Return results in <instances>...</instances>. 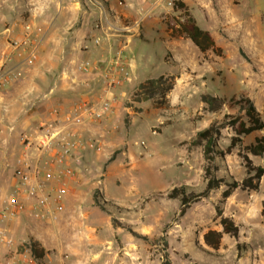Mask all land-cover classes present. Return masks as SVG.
I'll list each match as a JSON object with an SVG mask.
<instances>
[{"label":"rangeland","instance_id":"1","mask_svg":"<svg viewBox=\"0 0 264 264\" xmlns=\"http://www.w3.org/2000/svg\"><path fill=\"white\" fill-rule=\"evenodd\" d=\"M79 1L81 9L92 14L90 28L92 24L94 27L99 24V16L106 15L108 22L104 20V26L109 25L113 31L133 26L139 29L146 44L140 43L137 55L130 54L143 67L138 73L140 79L165 74L167 65L164 62L183 65L180 73L192 76L191 85L184 86L180 80L179 89L169 99L170 106L166 109H156L151 102H134L132 94L135 89L130 87L132 91L124 101L129 110L125 113L121 130L125 145L119 148L126 151L127 143L133 137L136 164L120 157L111 167L112 175L104 176L103 191L99 190L98 183L93 189V194L101 201L103 217L110 216L114 227L123 230L115 249L100 264H163L168 260L171 264H264V177L262 189L253 195L235 190L230 200L222 201V192L226 189L223 186L209 198L193 204L184 216L179 214V200L167 197L174 187L186 185L196 191L205 187L202 149L188 150V143L212 123L221 125L227 120L226 115L239 114L238 107L230 101L232 97H250L264 119V0H232L231 11L220 5L219 0L191 3L193 11L200 16V24L212 27L217 47L221 50L206 54L187 39L182 42L190 46L185 44L180 50L172 51L168 43V37H172L168 24H173V17L180 15V11L174 10L175 0H162L164 8L161 12L149 11L147 14H151V18L144 21L131 19L130 22L121 17L123 9L132 8L130 0ZM147 23L151 24L149 29L152 32L157 30L153 37L142 33ZM198 75L203 77L197 78ZM205 94L226 98L227 103L221 111L211 113L202 102ZM129 130H133L131 136ZM221 134V145H227V139L232 136L231 129L222 128ZM20 135L18 140L21 143ZM259 136H264V131L244 137L242 147ZM241 154H244L242 149L241 153L235 149L225 158L226 171L221 176L228 174L235 181L246 177V162ZM250 158L254 165L264 167V157ZM9 163L0 167V215L19 169L18 162ZM101 164L100 168H92V176L105 175L107 165L104 160ZM121 164L124 174H121ZM104 195L109 198L108 202L111 198L136 202L131 206L108 203ZM218 211L222 216L232 218L240 232L237 238L224 234L220 249L215 250L205 243L204 235L209 231H222ZM1 237L0 232V241ZM31 239L19 244L14 242L12 246L1 242L13 248L8 254L18 258Z\"/></svg>","mask_w":264,"mask_h":264},{"label":"crops","instance_id":"2","mask_svg":"<svg viewBox=\"0 0 264 264\" xmlns=\"http://www.w3.org/2000/svg\"><path fill=\"white\" fill-rule=\"evenodd\" d=\"M161 1L130 0L132 8L121 11L122 20L139 21L149 11L161 12L164 8ZM195 1L198 0H184L191 8L198 24L210 31L217 41L212 27L209 24H200V16L193 11L191 4ZM80 3L79 0H0V69L5 66L6 70L17 75L10 84L0 87V167L12 161L18 162L16 166L21 167L24 150L18 140L19 133L36 128L41 121L53 120L57 112L61 116L67 115L81 102L95 104L100 102L103 90L96 82L91 83L94 76L82 71L84 62H107L114 55L122 53L128 59L131 70V79L114 90L117 101L113 107L106 112L100 122L92 127L80 129L83 130L81 137L86 142L81 151L82 160L77 162L73 157H69L63 165L74 168L77 173L69 181L70 193L59 197L56 193L58 181L46 180L44 173L39 176V181L44 184L47 192L52 193V207L59 209L58 220L45 222L38 220L33 210L34 202L24 196H21L20 200L25 204V208L17 216L4 220L0 215V232L5 233L8 239L19 244L21 241L26 242L33 238L45 249V256L38 259L37 264H100L104 258H107L108 253L115 249L116 240L123 235V230L115 228L107 214V218L103 217L101 207L93 194L98 175L92 176L91 171L93 167L100 168L104 160V165H107L104 176L109 177L112 175L111 167L120 157H123L124 161L128 159L136 164L134 148L136 144H133V137L127 143L126 151H120L119 148L122 144L125 145L121 130L124 126L125 113L129 110L124 105V101L137 85L153 77L149 75L145 79H140L138 73L143 67L140 61H136V57L133 58L130 54L132 52L137 55L140 43L146 44L142 41L144 37L139 35V29L133 26L131 28L133 32H125L122 29L113 31L109 25V27L104 26L103 16L98 17L100 28H95L93 24L90 28L92 14H86L88 11L82 10ZM219 3L231 11L232 0H219ZM25 21L43 31L34 34L35 42H39V53L38 60L33 64L28 62V52L22 48L10 49L8 43L23 40L26 34L23 25ZM150 25L147 23L142 33L153 37L157 34V30L155 33L152 32L149 29ZM95 38L101 39V45H95ZM168 38L172 51L180 50L185 44L190 46L189 43L182 42L184 38L177 39L170 36ZM158 39L161 40L160 37ZM138 41L141 42L138 44ZM186 41L190 42L189 39ZM164 63L167 65L165 74L180 73L184 69L183 65L180 67ZM177 76L176 86L170 93L169 99L178 91L180 80L184 86L192 83V76L189 74L185 76L181 72ZM12 127L13 130H10ZM132 132L133 130H129L128 135L131 136ZM91 137L101 142V150L88 143ZM115 152H117L115 159L110 161L109 158ZM51 155L47 153L43 156L42 167ZM122 164L121 174H124ZM55 169L60 170L57 167ZM16 179L12 181V190ZM262 187L263 180L260 190ZM255 193L257 192H247L250 195ZM8 197L9 194L7 199ZM230 199L231 196L228 200ZM104 200L108 202L109 198L105 197ZM111 202L131 206L136 201L111 198L108 203ZM9 249L13 248L0 241V264H24L20 255L17 258V255L8 254Z\"/></svg>","mask_w":264,"mask_h":264},{"label":"built area","instance_id":"3","mask_svg":"<svg viewBox=\"0 0 264 264\" xmlns=\"http://www.w3.org/2000/svg\"><path fill=\"white\" fill-rule=\"evenodd\" d=\"M151 18L147 14L140 21ZM103 20L108 22L105 15ZM26 32L21 42L10 41L9 48H22L28 52V62L31 64L38 60L39 42H35L34 34L43 33L41 28H34L32 23L25 21L23 23ZM111 25V24H110ZM101 24H96L95 28H100ZM112 26V25H111ZM139 26V25H138ZM128 32L131 28H117ZM133 32V31H132ZM95 45H101V39H94ZM82 71L90 76H94L91 83H97L103 90V96L98 104L87 101L81 102L74 106L71 111L61 116L59 112L51 121H41L36 128L23 132L20 135L23 146V155L21 167L16 171V182L14 189L11 191L7 201L6 208L1 212L4 220H8L23 211L25 204L20 200L21 196L33 201V210L38 220L57 221L59 212L58 208L52 207V193L47 192L43 183L39 181V176L44 173L46 180L58 181L56 193L59 197L66 196L70 193V179L74 178L77 173L74 168L63 167L69 157H73L77 162L82 160L81 151L86 142L81 137V128H89L100 122L103 116L108 112L117 101L114 90L125 85L131 79V70L128 59L122 53L114 55L107 62L93 63L86 61L83 64ZM17 78L13 72L6 70L5 66L0 69V87L10 84ZM91 81V80H90ZM89 83V82H88ZM77 129V130H73ZM13 130V127L10 128ZM1 133V129H0ZM90 145L97 150L102 149L101 142L91 137L88 141ZM52 154L41 166L42 158L45 154ZM60 168V170L55 169ZM104 174L97 176L96 182L98 188L103 191ZM1 241L12 246L13 240L8 239L5 233L1 232ZM24 264H37V259L33 256L31 249L25 247L24 252L20 255Z\"/></svg>","mask_w":264,"mask_h":264},{"label":"trees","instance_id":"4","mask_svg":"<svg viewBox=\"0 0 264 264\" xmlns=\"http://www.w3.org/2000/svg\"><path fill=\"white\" fill-rule=\"evenodd\" d=\"M173 7L175 11H180L178 17H173L174 23L168 24V29L173 38L191 40L203 54L210 51L221 52L217 47L214 36L210 31L203 29L198 24L196 18L183 1L175 0ZM177 78L178 76L174 74H164L148 78L135 88L132 100L138 104L151 102L156 109H166L170 106L169 95L176 86ZM230 101L238 107L239 114L236 116L226 115L227 120L221 125H218L216 122L212 123L210 126L200 130L188 143V150L193 148L202 149L204 158L203 181L205 187L200 191H196L189 186L183 185L174 187L169 192L167 195L168 199L179 200L180 202V216H184L193 204L209 198L223 186L226 189L222 192V201L227 200L235 190L246 192H258L260 190L261 181L264 177V167L254 165L250 156L264 157V136L256 137L247 146L242 147V143L244 137L264 131V119L250 97H232ZM202 102L207 106L209 112L216 113L221 111L226 105L227 99L205 94L202 96ZM225 127L231 129L232 136L227 139L229 143L222 146L221 129ZM235 149H238L239 153H241L242 149L244 154L241 155L246 162V177L241 181H235L228 174L221 176V173L226 171L225 158L231 155ZM116 154L117 152L113 154L110 161L115 159ZM95 197L97 203L101 206L99 197ZM218 215L221 217L222 231H209L204 235L205 243L215 250L220 249L224 234L237 238L240 232L239 227L232 218L222 216V213L219 211ZM133 233L135 236H139V234ZM165 245H167V242H165ZM27 247L31 249L33 256L37 260L43 258L46 254L45 249L34 239L29 241ZM166 257H168L167 253ZM163 264L171 263L168 260Z\"/></svg>","mask_w":264,"mask_h":264}]
</instances>
